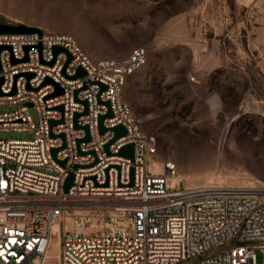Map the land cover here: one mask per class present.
Segmentation results:
<instances>
[{
	"label": "built area",
	"instance_id": "1",
	"mask_svg": "<svg viewBox=\"0 0 264 264\" xmlns=\"http://www.w3.org/2000/svg\"><path fill=\"white\" fill-rule=\"evenodd\" d=\"M0 47V106H14L0 134L31 135L0 136V264H46L56 237L57 264H264V187H182L175 162L152 169L156 139L122 98L145 48L94 60L72 34L41 28L0 33Z\"/></svg>",
	"mask_w": 264,
	"mask_h": 264
},
{
	"label": "rangeland",
	"instance_id": "2",
	"mask_svg": "<svg viewBox=\"0 0 264 264\" xmlns=\"http://www.w3.org/2000/svg\"><path fill=\"white\" fill-rule=\"evenodd\" d=\"M1 23L72 34L94 60L145 48L122 98L153 159L175 162L182 187H264V0H0Z\"/></svg>",
	"mask_w": 264,
	"mask_h": 264
},
{
	"label": "water",
	"instance_id": "3",
	"mask_svg": "<svg viewBox=\"0 0 264 264\" xmlns=\"http://www.w3.org/2000/svg\"><path fill=\"white\" fill-rule=\"evenodd\" d=\"M37 30V28L34 27H30L24 24H19V25H11V24H6V23H1L0 24V33H23V32H33ZM1 48V47H0ZM62 50V47L56 46L54 47V53H57L59 51ZM25 59V58H24ZM71 59L70 56H68V61ZM67 61V62H68ZM12 62H17L16 59L12 58ZM84 74V71L82 68H78L77 72H76V76L78 75H82ZM29 76H31V74H29ZM46 81H49V79H47ZM62 92V89L59 88L58 86H56L55 91L53 93V95L59 94ZM28 106H30V103H27ZM111 113L109 112L107 115H110ZM103 117H100V132L102 133L105 129L101 126V119ZM55 121H51V123L53 124ZM114 132H115V137H119L121 135H124L126 133L125 128L122 125H118L114 128ZM86 139H88V135L86 136ZM56 150H53V153H55ZM120 154L125 155V156H129L131 159L133 158V145L132 144H128L125 147H123L120 150ZM73 182V174H70L66 180H65V184H64V191L66 192L68 190V188L72 185Z\"/></svg>",
	"mask_w": 264,
	"mask_h": 264
},
{
	"label": "bare ground",
	"instance_id": "4",
	"mask_svg": "<svg viewBox=\"0 0 264 264\" xmlns=\"http://www.w3.org/2000/svg\"><path fill=\"white\" fill-rule=\"evenodd\" d=\"M152 165H153L152 166V169L154 171L158 172V171L161 170V164H160L159 161L153 160L152 161ZM172 183H175V184L178 183V177H177V175L173 178ZM57 230H58V227L57 226H54L55 234H57L56 233ZM52 241H53V244H54V251L51 252V250H49V252H48V259H47L46 264H54L55 260L59 258V250H58V244L59 243H58L57 237L55 239H52Z\"/></svg>",
	"mask_w": 264,
	"mask_h": 264
}]
</instances>
